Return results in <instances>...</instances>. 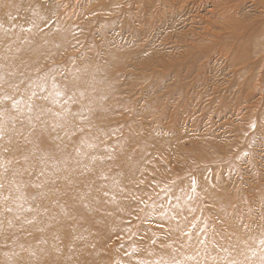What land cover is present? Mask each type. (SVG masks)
Here are the masks:
<instances>
[{
  "label": "rangeland",
  "instance_id": "374dc122",
  "mask_svg": "<svg viewBox=\"0 0 264 264\" xmlns=\"http://www.w3.org/2000/svg\"><path fill=\"white\" fill-rule=\"evenodd\" d=\"M32 5L43 23L32 39L0 40V205L15 212L0 248L43 243L56 226L70 233L56 213L78 209L85 187L106 196L95 187L118 173V152L143 162L97 232L101 264H134L166 242L172 219L198 246L195 264L231 236L264 264V0H0V13L16 19ZM55 172L67 192L47 200L56 213L18 223L21 194L54 195ZM63 240L49 242L57 257Z\"/></svg>",
  "mask_w": 264,
  "mask_h": 264
},
{
  "label": "bare ground",
  "instance_id": "6f19581e",
  "mask_svg": "<svg viewBox=\"0 0 264 264\" xmlns=\"http://www.w3.org/2000/svg\"><path fill=\"white\" fill-rule=\"evenodd\" d=\"M41 7H34L32 5L28 7L26 11H20V16L16 19H12L8 13H0V40H6L10 41L14 38H31L34 36V34L37 32L40 25L43 23L41 22V18H39V14L37 10H40ZM36 14V15H35ZM36 18V19H34ZM40 37V36H39ZM48 38L43 36L41 41L45 42ZM2 43V42H1ZM0 43V44H1ZM48 43V41H47ZM16 52V51H15ZM18 53V52H17ZM112 54V53H111ZM108 56V55H107ZM109 57V56H108ZM110 58V57H109ZM110 61V60H109ZM111 62V61H110ZM107 63V62H105ZM107 66V64H106ZM108 67V66H107ZM23 112L29 113L26 108H24ZM32 112V111H30ZM25 125L28 123L23 121ZM13 133V132H11ZM9 133V134H11ZM11 140V137L8 138ZM129 141L131 139L128 136ZM132 142V141H131ZM72 153L78 154L80 156H84V152H79L77 150L72 149ZM116 156H118L120 161L119 164V170L118 173H113L108 178V182L104 185H97L95 188L101 189L106 196H104L102 199H96V196L100 194L96 190L92 189L88 191V187H85V190L83 189V194L81 201H79L78 209H70L63 208L59 211V213H56L52 210L53 205L51 206V201L47 200H53L54 197H59L61 194L67 193L66 190H63L62 182L59 181L57 178L56 172L54 173L53 178L51 179L52 183L56 187L54 195H48L46 194V191H43L42 187L39 185L35 188L36 194L32 197L30 195H27V197L24 194H21L18 204V216L19 220L18 223L25 224H35L34 221H41L46 215H50L51 211L56 213V216H59L62 219V223H67L71 226V232L68 234H63L59 227L56 226L55 230H52L50 232H47L43 243H38L36 241H31L29 239H25V241H22L19 238H15L12 241V244H10L8 247L0 248V264H43L41 260V254L44 253V255L48 254V259H55L59 258L61 261H68V258L71 254H74L76 256L78 264H95V263H102L104 258L100 252L102 242L100 240H103L102 235L98 234V230L102 227L109 228L110 226V219L113 216V211L111 204L113 202L118 203L121 205V200L124 195V193L127 191L128 187L127 184H125L127 179H130L132 176L131 170L133 168L137 171H139L142 162L143 161H137V163L132 162H125L123 161L124 156L123 154H120L116 152ZM140 159H144L145 162H147L150 157L145 154V152L142 150L139 157ZM0 159H4L1 158ZM81 163L76 162L74 163L75 172L78 173L81 169ZM94 167V170L93 168ZM87 168L95 173H102L101 168H96L95 166H87ZM15 171L19 178H22V171L19 168H15ZM83 173V172H82ZM92 173V172H91ZM89 173H83V175L79 176L77 178V181H80L82 179H86V176ZM127 174H130L131 176H126ZM44 175V172H43ZM39 176H42V174H39ZM38 176V177H39ZM6 178V176H3ZM37 177V178H38ZM36 178V179H37ZM11 182L9 179H7V183ZM85 182V181H83ZM81 186V185H80ZM130 188V187H129ZM19 189V188H17ZM16 189V190H17ZM22 192V191H21ZM87 195V196H86ZM36 196V197H35ZM29 198V199H27ZM62 198L60 197L59 203H61ZM62 205V204H61ZM51 206V208H50ZM97 209L99 212H101V216L94 214L93 218L89 221H83L84 224L80 225L76 214L78 211H81L83 216L87 215V213H93ZM13 207H10V205L4 204L3 206L0 205V239H5V232L6 228L4 227V220L3 218L9 219L15 216V212H13ZM6 219V220H7ZM6 222V221H5ZM18 224V226H20ZM84 226V230H81V227ZM169 230L171 232H169ZM180 227L178 225V222L175 220H170L168 223V238L166 242L158 248H155L154 250L150 251L148 249L147 251L145 248L141 249L140 252H138V256L136 260L134 261V264H150V262H146L147 259H150L152 264H195L197 259V254L199 252V248L196 244L190 242H187V239H182L179 236ZM84 235H87L86 238ZM55 236L58 238L63 237V245L60 249V247H54L53 249L58 250L60 249V255L57 257L53 251H51L49 242L51 238ZM72 239H70L69 237ZM97 236L99 237L96 241ZM75 238L81 239L80 244L81 247L77 248L79 245ZM89 243L88 245H91L89 249H95V253H91L86 248V243ZM96 242V244H95ZM96 245V246H95ZM219 246L220 249L217 254L215 252L210 253L206 264H259V258L254 250V246L252 243H242V241L237 236H231L229 240L226 239V241H222L220 238L215 241L214 246ZM66 264H73L71 262H65ZM198 263V262H196ZM107 264V263H106Z\"/></svg>",
  "mask_w": 264,
  "mask_h": 264
},
{
  "label": "snow or ice",
  "instance_id": "6c2138e0",
  "mask_svg": "<svg viewBox=\"0 0 264 264\" xmlns=\"http://www.w3.org/2000/svg\"><path fill=\"white\" fill-rule=\"evenodd\" d=\"M252 127H255V125H252Z\"/></svg>",
  "mask_w": 264,
  "mask_h": 264
}]
</instances>
